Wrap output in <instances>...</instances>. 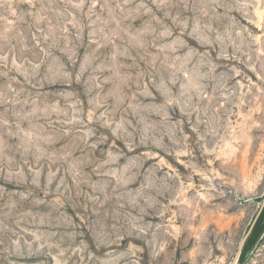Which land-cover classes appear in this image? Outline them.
I'll list each match as a JSON object with an SVG mask.
<instances>
[{
    "label": "rangeland",
    "instance_id": "1",
    "mask_svg": "<svg viewBox=\"0 0 264 264\" xmlns=\"http://www.w3.org/2000/svg\"><path fill=\"white\" fill-rule=\"evenodd\" d=\"M263 198L264 0H0V264H231Z\"/></svg>",
    "mask_w": 264,
    "mask_h": 264
},
{
    "label": "trees",
    "instance_id": "2",
    "mask_svg": "<svg viewBox=\"0 0 264 264\" xmlns=\"http://www.w3.org/2000/svg\"><path fill=\"white\" fill-rule=\"evenodd\" d=\"M264 199V198H263ZM263 199H262V202H261V205L263 203ZM261 207V206H260ZM264 221V205H263V208L259 214V217L249 235V237L246 239L244 245H243V248H242V251H241V254H240V257H239V260H238V263L237 264H242V262L245 260V254L247 251H249L252 246L255 244V241H256V237H257V229H259V225L261 224V222Z\"/></svg>",
    "mask_w": 264,
    "mask_h": 264
},
{
    "label": "water",
    "instance_id": "3",
    "mask_svg": "<svg viewBox=\"0 0 264 264\" xmlns=\"http://www.w3.org/2000/svg\"><path fill=\"white\" fill-rule=\"evenodd\" d=\"M263 205H264V199H263V203H262V205H261V207H260V209H259V211H258L256 217L254 218V220H253L252 224L250 225L248 231H247L246 234L244 235V237H243V239H242V241H241V243H240V245H239L238 251H237V253H236V255H235V257H234V259H233V261H232L231 264H237V263H238V260H239V257H240V254H241V251H242L243 245H244L246 239L249 237V235H250V233H251V231H252V229H253V227H254V225H255L257 219H258L259 214H260V212H261V210H262V208H263Z\"/></svg>",
    "mask_w": 264,
    "mask_h": 264
}]
</instances>
